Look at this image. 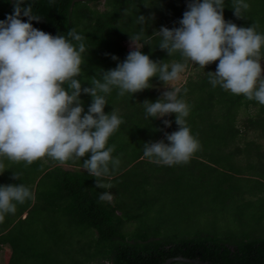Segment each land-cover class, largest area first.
Listing matches in <instances>:
<instances>
[{
  "label": "trees",
  "instance_id": "16d2710c",
  "mask_svg": "<svg viewBox=\"0 0 264 264\" xmlns=\"http://www.w3.org/2000/svg\"><path fill=\"white\" fill-rule=\"evenodd\" d=\"M190 2L191 0H176L175 5L162 3L163 7L172 10L165 18L161 15V2L156 3L154 0H25L22 7L31 4L33 14L41 17L40 22L32 21V26L38 30L52 36L65 35L71 40L67 32L75 29L85 37L87 51L83 54L81 73L77 79L82 87H91L92 77L102 79V71L115 69L118 63L126 59L132 50H127L125 46L126 43L130 44L129 36L141 34L142 27L143 54L154 62L181 61L178 54L168 57L158 47L161 37L155 32L161 27L169 29L173 24L179 23ZM0 3L4 8L0 12V21H3L13 14V0H0ZM100 3L101 9L98 8ZM245 3L249 8L242 11V19H237L232 9L233 0H225V21H231L238 27H250L254 24L256 31L264 34V0H245ZM140 15L146 18L144 25L138 23ZM21 18L28 22L26 17ZM112 56L118 60H113ZM189 64L190 62L187 66ZM217 64L218 61L201 70L205 75L199 80L200 90L194 91L201 94L194 96L190 90L185 93L183 89L178 98L186 97L191 100L189 103L193 106L189 108L186 124L191 134L198 139L199 150L204 151L209 146L207 132L215 130V136L219 139L220 135H224L221 143H217L220 148L214 149V158L203 159L195 152L190 160L196 163L205 161L208 168L215 170L214 166L225 165L231 172L241 157L260 154L264 144L261 142L264 140V106L254 100L249 101L242 95L226 92L219 86L214 88L209 83L207 73L215 72ZM150 83L152 88L136 93L133 97L130 94L119 97L118 90L114 88L105 97V114L118 109L116 104L122 102L125 107L132 106L134 101L155 102L161 97L155 87L162 82L158 77H153ZM65 89L67 90V85ZM145 94L149 95V99L143 98ZM80 100L86 113L92 98L82 94ZM196 104L203 105L205 109L199 108V105L194 106ZM122 111L117 113L124 123L110 137L107 145H115L112 156L118 157L120 164L115 171L109 164V175L101 178L104 183L112 181L111 188H97L95 178L87 171H64L60 163L47 157L31 165L25 162L13 163L7 159L0 161L4 164V169L0 170V186L23 184L31 193L24 203L16 204L14 214H5L0 219V264H30L27 263L29 259L34 260L35 264H163L167 259L176 257L200 260L208 264H264V237L246 231L239 235L202 233L184 238L155 234L157 227L150 233L144 232L146 227L137 234L124 231V227L135 216L124 210L123 218L122 209L135 207L139 210L145 207V195L142 197V194L148 192L146 186L155 187L153 179L160 175L159 172L152 175L159 165L143 161L144 144L161 140L167 144L165 133L177 131L178 125L175 123V114L154 119L145 118V109L138 113L139 117L130 114L127 108ZM200 113H208L206 121L210 118L209 115L215 116L211 127L203 124L201 120L205 116ZM164 120H169L171 127H166ZM163 134L164 137L160 139ZM87 158L89 157L75 162L69 160L64 164L82 168L83 159ZM7 162L10 163L7 165ZM144 164L146 167L143 169L141 166ZM148 167L153 169L149 170ZM131 170H134V174H131ZM13 173L18 179L12 178ZM228 176L232 177L230 173ZM103 192L110 193L113 199L110 202L100 201L99 196ZM32 217H36V221H32ZM89 232L93 235L90 236ZM36 235L46 238L45 246H41L42 251L36 250L39 241H33L32 238ZM60 251L64 252V260L60 259Z\"/></svg>",
  "mask_w": 264,
  "mask_h": 264
},
{
  "label": "clouds",
  "instance_id": "9594fccd",
  "mask_svg": "<svg viewBox=\"0 0 264 264\" xmlns=\"http://www.w3.org/2000/svg\"><path fill=\"white\" fill-rule=\"evenodd\" d=\"M24 3L13 0V14L0 21V161L31 165L47 157L63 165L89 157L83 159L82 166L95 178L96 187L111 188L101 178L109 175V164L115 171L120 160L112 156L115 145H107L124 121L115 109L105 114V97L114 88L119 97H133L152 88L151 79L158 77L166 90L155 102L144 101L145 118L175 114L178 130L165 133L167 144L163 140L145 143L143 156L169 167L188 163L200 143L186 124L190 109L178 98L181 89L170 87L181 79L188 62L205 69L218 61L216 71L207 73L214 88L219 86L264 106V34L258 33L254 24L238 27L226 22L225 0H191L179 27H161L155 32L161 37L158 47L168 57L178 54L182 62H154L143 54L142 27L141 34L129 36L132 50L126 59L115 69L102 71V79L92 77L91 87H82L77 79L87 51L85 37L75 29L67 32L69 40L65 35L52 36L34 28L32 21L40 22L41 17L33 14L31 4L22 7ZM248 8L245 0H233L237 19H242V11ZM138 23L144 25L146 18L140 15ZM112 59L118 60L115 56ZM82 94L92 98L86 113ZM163 123L171 127L169 120ZM12 178L18 176L13 173ZM30 196L23 184L0 186V219L14 214L16 204ZM112 199L108 192L99 196L100 201Z\"/></svg>",
  "mask_w": 264,
  "mask_h": 264
},
{
  "label": "rangeland",
  "instance_id": "374dc122",
  "mask_svg": "<svg viewBox=\"0 0 264 264\" xmlns=\"http://www.w3.org/2000/svg\"><path fill=\"white\" fill-rule=\"evenodd\" d=\"M154 1L170 5L176 3V0ZM101 3L98 6L99 9H101ZM163 4L160 10L162 17L165 18L166 15L171 14L172 10L163 7ZM3 11L4 8L0 3V12ZM179 26V23H175L169 29ZM125 46L127 50L132 49L128 43ZM190 65L192 66L191 62ZM262 67H264V64H262ZM192 70L193 67L186 68L184 73H194ZM143 98L149 99V95L145 94ZM142 104L134 101L131 103L132 106L125 107L122 106L124 105V102H122L116 104L119 107L115 110L120 112L127 108L130 114L139 117L138 113L144 112L143 109H145ZM199 108L205 109L203 105H199ZM192 110L196 111L193 108ZM200 114L205 116V119L201 120L203 124L211 127L212 118L215 116L213 114L209 115L211 119L209 118L206 121L208 113ZM207 133H209L206 136L208 137L209 146L204 151L198 150L196 152L203 159L215 157V150L220 148L217 143H221L224 137V135H220L221 139L216 137L215 130ZM250 139L252 138L250 137ZM262 143H264V140ZM241 158L231 172L227 170L228 168L225 165L214 166L216 170L208 168L205 161L196 163V161L190 160L186 164L167 166V171L160 172L159 176L154 177L155 187H149V191L142 194V197L145 195V207L139 208V210L135 207L122 209L123 215L125 214L124 210H127L129 215L135 216L124 227V231L137 234L146 227L144 232L150 233L154 230V227H157L155 234L170 238L192 237L202 233L217 234L218 236L239 235L245 231L264 237V144H262L258 156L245 155ZM9 163L7 162V165ZM7 165L5 163V166ZM148 169L152 170L153 168L148 167ZM228 173L232 175L231 178ZM131 174H134V170H131ZM163 174L166 175L165 178H163ZM162 179L164 183L161 181ZM215 184L220 185L215 186ZM123 218H125V215ZM34 220L36 221V217H32V221ZM89 234L90 236L93 235L90 232ZM32 238L33 241H39V243L35 242V244L38 243L36 250L42 251L41 246H45L44 240L46 238L42 235H36ZM59 253L60 259L64 260L66 258L63 255L64 252L60 251ZM29 262L35 264L32 259H29L27 263Z\"/></svg>",
  "mask_w": 264,
  "mask_h": 264
},
{
  "label": "crops",
  "instance_id": "0c3cea01",
  "mask_svg": "<svg viewBox=\"0 0 264 264\" xmlns=\"http://www.w3.org/2000/svg\"><path fill=\"white\" fill-rule=\"evenodd\" d=\"M128 45H130V44H128ZM191 67H193V70L192 71H194V73H182L181 74V79L179 80V81H177L174 85H172V86H170V87H178V88H180L181 89V91L183 90V89H187V90H190L191 91V95H194V96H197V95H199V94H201V93H197V92H194V91H196V90H200V87H201V84L199 83V80L203 77V75H205V72H203V71H201L202 69L201 68H199V67H197V66H194L193 64H192V66L189 64L186 68H191ZM196 81V82H195ZM155 90H156V92H158V93H160L161 95H162V93H163V91H165L166 89L164 88V85L163 84H161V85H158V86H156L155 87ZM189 94V93H188ZM183 97H184V95H182ZM186 103H188V106H193V105H190V103H191V101H190V103H189V100L188 99H186V97L185 98H182ZM199 104H196V105H194V106H198ZM163 118H165V117H163ZM162 137H164V134L161 136V138L160 139H162ZM159 139V140H160ZM262 142V141H261ZM143 159V161L146 163V162H148V164H150V165H155L154 163H151V162H149V160L147 159V158H142ZM60 167L64 170V171H67V172H75V171H81V172H85L86 170H84V168L82 167V168H75V167H73V166H69V165H65V164H63V165H60ZM144 167H146V165L144 164L143 165V167L141 166V168H143L144 169ZM127 169H129V168H127ZM127 169H125V170H127ZM137 169H139V168H137ZM168 170V167L167 166H164V165H159V168H158V170L156 169L154 172H153V174L152 175H156V173H158L159 172V174H160V172L162 173L163 171H167ZM164 175V174H163ZM169 175V174H168ZM165 176L166 175H164V177L163 178H165ZM107 181H109V180H107ZM109 183L112 185V181L110 182L109 181ZM147 187V191H149V189H148V186H146ZM24 216L25 215H23L22 216V218H24Z\"/></svg>",
  "mask_w": 264,
  "mask_h": 264
},
{
  "label": "water",
  "instance_id": "95a60500",
  "mask_svg": "<svg viewBox=\"0 0 264 264\" xmlns=\"http://www.w3.org/2000/svg\"><path fill=\"white\" fill-rule=\"evenodd\" d=\"M172 262H185V263H190V264H208L207 262H203L200 260L186 259L183 257H176V258L167 259L163 264H170Z\"/></svg>",
  "mask_w": 264,
  "mask_h": 264
}]
</instances>
